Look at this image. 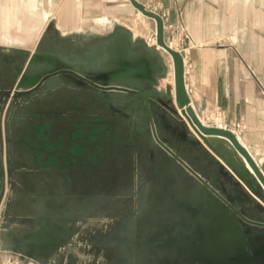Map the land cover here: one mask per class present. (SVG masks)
Instances as JSON below:
<instances>
[{"label":"crops","instance_id":"0c3cea01","mask_svg":"<svg viewBox=\"0 0 264 264\" xmlns=\"http://www.w3.org/2000/svg\"><path fill=\"white\" fill-rule=\"evenodd\" d=\"M138 1L163 18L165 41L183 56L185 86L199 119L207 126L234 130L264 174V0ZM59 3L0 0V31L19 26V15L31 13L47 23L46 28L66 34L56 23ZM62 8H72V4L67 2ZM88 8L82 4L80 16L76 14L77 26L94 19ZM127 14L135 11L128 9ZM66 15L60 13L64 23ZM97 19L105 25V34L113 33L107 32L111 23L106 17ZM148 20L146 30L154 37L155 22ZM131 38L132 50L151 61L142 51V36L132 32ZM6 42L13 44L9 38ZM60 87L62 81L43 84L32 104L26 99L0 104V200L8 191L11 197L3 216L5 226L0 228V259L22 260L25 258L15 254L30 253L44 259L47 256L36 255V244L54 230L73 226L70 216L74 214L82 215L83 220L100 213L124 219L133 209L138 212L147 196L166 199V193L183 205H192L197 197L194 190L196 195L204 190L196 177L207 183L206 168L218 161L205 148L192 158L182 154L181 160L192 174L158 147L148 161L145 147L135 148L140 121L114 115L95 93ZM109 95L124 99L115 92ZM165 118L167 126L183 129L172 113L166 111ZM150 123L159 133L157 119ZM124 154L130 157L127 167ZM89 182H113L108 195L101 194L110 197L83 201Z\"/></svg>","mask_w":264,"mask_h":264},{"label":"water","instance_id":"95a60500","mask_svg":"<svg viewBox=\"0 0 264 264\" xmlns=\"http://www.w3.org/2000/svg\"><path fill=\"white\" fill-rule=\"evenodd\" d=\"M127 1L143 17L155 22L156 50L163 51L171 60L173 85L164 87L163 94L158 91L163 76L155 71L157 65H153L144 57L140 63L118 62L112 69L87 71L78 64L71 65L55 56L42 54L36 55L30 62L50 64L58 70L46 71L33 78L24 75L23 80L16 86L15 92L0 91V96L31 94L47 79L57 75H68L69 81L74 85L89 86L99 91L103 97V103L108 107H111L113 103H119L122 112L133 110L136 114L137 110L144 105L149 121H153V118L157 119L160 130L164 133V143L175 146L176 153L164 146L174 161L183 164L182 154L192 158L202 152V148L218 160L206 168L207 183L200 177H196L204 188L201 206L205 213L201 215V221L206 225L204 230L207 237L211 241L215 238L209 224V218L215 216L214 213L219 211L227 213V210L237 213L235 209L239 208L247 224L260 228L250 232L245 230L244 238L264 241V174L230 130L207 126L197 116L185 86L183 56L165 41L163 18L148 10L138 0ZM146 83L152 84L151 89H144L143 86ZM111 92L129 97L118 100L110 97ZM166 111L178 118V126L183 129L177 130V127L166 125ZM184 166L187 171L194 174L188 166ZM205 215L211 216L207 218Z\"/></svg>","mask_w":264,"mask_h":264},{"label":"flooded vegetation","instance_id":"af4514ba","mask_svg":"<svg viewBox=\"0 0 264 264\" xmlns=\"http://www.w3.org/2000/svg\"><path fill=\"white\" fill-rule=\"evenodd\" d=\"M4 58L2 62L10 67L7 73L17 76L18 80L13 88H1L0 91L15 92L17 90L16 86L23 80L24 75L33 78L46 71L58 70L50 64L33 63L44 65L45 67L37 73H32L29 69L24 68L23 70V67H15V61ZM142 59L143 55L136 54L131 47L122 45L116 52V58L110 61L105 68L100 69V71L112 69L118 62L140 63ZM155 71L160 72L159 66L156 67ZM69 79L68 75L53 76L39 85L31 94L0 96V104L10 99L15 102L26 99L32 104L36 101V94L43 84L59 81L63 82V87H60V89L75 86L84 91L97 94L103 101L99 91L91 89L89 86H76ZM151 85L146 83L143 87L149 90ZM122 96L124 98L129 97L127 95ZM113 104L111 107L107 105L106 107L114 115H120L127 120L136 119L141 122L142 126L138 127L139 131L134 135V143L136 149L141 150L145 147L148 161L153 156L154 147L160 148L173 160L164 146L172 152L173 147L164 143V133L160 129L158 133L155 125L150 123L144 105L135 114L133 110L122 112L120 110L121 106L113 107ZM11 108L8 109L9 112ZM125 131H127V136H130L129 129ZM130 150L133 151V148ZM123 158V163L127 167L130 157L128 154H124ZM130 177L131 175H129ZM112 184L114 183H87L89 189L84 192L83 195L86 198L82 200L88 203L107 200L110 196L102 197L101 194L105 193L108 195ZM96 186L100 190H95L97 189ZM90 188L94 190H90ZM193 193L197 197L192 200L194 202H192V205H183L180 201L171 198L167 193L166 199L158 195L147 196L145 205L138 212L133 209L124 215L127 220L124 221L125 218L123 219V217L119 216L121 227L117 233L107 234L103 229L92 231L87 229L84 232L88 240L87 244L96 246L97 249L107 245L122 249L127 259L122 260L120 257V264H264V241L249 240L243 236L245 230L250 232L260 228L247 224L243 220L244 214L239 208L235 209L237 213L233 210H227V213L219 211L216 214L214 213L215 216L205 215L207 218L212 217L209 218V224L215 238L211 241L204 230L206 225L201 221V215L205 213L204 208L201 206L203 192L198 191L196 195V190H194ZM169 201L171 202L169 203ZM70 220L74 225L66 231L61 229L54 230L42 240L43 243L36 244L34 250L37 256L49 255L52 249L65 240L67 236L74 234L79 229L80 223H83V216L74 214L70 216Z\"/></svg>","mask_w":264,"mask_h":264},{"label":"rangeland","instance_id":"374dc122","mask_svg":"<svg viewBox=\"0 0 264 264\" xmlns=\"http://www.w3.org/2000/svg\"><path fill=\"white\" fill-rule=\"evenodd\" d=\"M56 10L59 13V21L56 23L66 34L57 33L50 27H45L47 23H42L37 18H33L31 13L19 15L20 25L9 28L7 31H0V89L13 88L18 80L17 76L8 74L10 67L2 62V59H10L16 62L15 67L29 69L32 73L41 71L45 66L30 62L36 55H52L68 64H78L87 71H97L105 68L108 63L116 58V52L120 46L132 45L131 33L138 32L143 38L145 50L143 53L151 61L159 66L161 76H163L158 91L163 93L161 84L173 85V70L169 56L161 50H156L155 36L151 35L149 29L146 30L147 18L138 14L127 0H60ZM69 2L72 8H62ZM75 5H74V4ZM82 4L89 6L90 13H94V19L77 26L76 14L80 16ZM128 9L135 11L134 15H125ZM66 21L64 23L65 16ZM98 16H104L111 24L107 27L99 22ZM66 24V25H64ZM83 27L81 29H75ZM74 30V31H73ZM78 30H81L79 32ZM65 35V36H64ZM12 39L13 44L8 46L6 39ZM153 45L154 47H151ZM109 137V134H108ZM9 191L0 200V228H4L3 216L10 202ZM85 220L79 225V229L71 236L59 243L47 257L39 259L31 253L25 259H14L22 261L24 264H120L119 258L126 260L122 249L117 247H100L88 245L87 237L84 234L89 231L103 229L107 234H114L119 231L118 215L114 213H100L97 215H86ZM127 219H124V221ZM90 243V242H89ZM33 253V252H32ZM121 253V255H119ZM125 257V258H124ZM42 260V261H38Z\"/></svg>","mask_w":264,"mask_h":264},{"label":"built area","instance_id":"2783aa9c","mask_svg":"<svg viewBox=\"0 0 264 264\" xmlns=\"http://www.w3.org/2000/svg\"><path fill=\"white\" fill-rule=\"evenodd\" d=\"M218 127L230 130L237 137V134L234 130H231V129L227 128L226 126H222V125H218ZM235 128L239 129L240 127L237 125ZM0 264H24V263L22 261L0 259Z\"/></svg>","mask_w":264,"mask_h":264},{"label":"bare ground","instance_id":"6f19581e","mask_svg":"<svg viewBox=\"0 0 264 264\" xmlns=\"http://www.w3.org/2000/svg\"><path fill=\"white\" fill-rule=\"evenodd\" d=\"M138 14H140L139 12H138ZM141 15V14H140ZM173 69V68H172ZM160 93V92H159ZM160 94H163V93H160Z\"/></svg>","mask_w":264,"mask_h":264}]
</instances>
